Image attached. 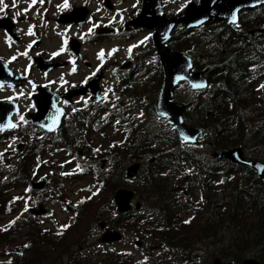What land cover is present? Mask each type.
I'll return each instance as SVG.
<instances>
[{
	"label": "trees",
	"instance_id": "obj_1",
	"mask_svg": "<svg viewBox=\"0 0 264 264\" xmlns=\"http://www.w3.org/2000/svg\"><path fill=\"white\" fill-rule=\"evenodd\" d=\"M240 38L241 36L238 34L235 43H225L226 52H220L219 60L208 61L209 51L196 52L197 56L201 53L203 55L202 58L208 64H213L214 66L210 75L214 89L209 91L206 98L199 95L193 100L191 108L186 112V116L198 124L207 125L211 123L212 129L216 131L213 136L216 148L237 143L245 144V140L233 138L231 134L246 138L249 133H252L254 137H259L264 142V100L259 104L256 103L254 79H250V71L247 68L253 58L248 54V43L241 42L245 38L241 40ZM175 45L186 49L182 43H175ZM208 111L211 112L210 115H207L206 112ZM147 115L146 123L152 122L150 120L152 116L150 110L147 111ZM223 122L227 124H223ZM79 131L78 126H73V130H65V135H62V137L72 139L73 133H79ZM160 136L159 132L145 136L143 144L131 146L130 149H126V153L132 154V152L149 150L152 154H156L154 143L160 139ZM69 139L64 141H68L71 147L77 146L74 141ZM104 154L112 158L111 151H105ZM183 155H185L184 151L176 148L173 150L168 147L156 160L148 162V165L145 164L146 169L144 171L146 174L143 176L142 186L141 188L138 186L135 188L146 204L148 202H161L156 209L155 217L152 220L148 218L150 226L149 228L147 225L144 227L143 231L145 234H149V231L153 234L165 235L191 234L195 232L194 235L210 236L219 232L222 233L224 227L229 226L230 233L226 238L228 246L222 248L223 256L239 259L244 255L253 254L264 261V177L261 178L257 173L248 169L244 181V174H242L232 178V180H228V184L222 191H214L215 185L213 179L210 180V177L213 172L218 171L220 166L215 167L213 163H206L197 180L207 199L205 213L199 217L198 223L192 222L190 225H178L174 215H171V213L173 206L175 204L179 206L181 201L173 196L165 195L170 192L167 175L163 176L160 173L163 170L170 172L174 170L179 158ZM257 156L264 159V149ZM116 159L117 157L112 160L113 164H110L111 170L107 171L103 168L97 170L101 180L106 182V189L113 183L111 180L115 175L113 174L115 167L118 169L125 167L130 161L127 160V155L118 160ZM99 163L100 161L98 160V166L100 165ZM25 170L21 171L24 176L18 180L23 183H27V180H29L28 171L25 173ZM6 174L9 175L8 172ZM123 181L122 179L120 183H123ZM236 186H239L238 191L243 197L234 198L232 192L228 193L229 188ZM2 194L3 192H0V207L5 204L4 198H1ZM132 221L134 222V220ZM106 260L108 264H123L118 252L110 254L108 252Z\"/></svg>",
	"mask_w": 264,
	"mask_h": 264
},
{
	"label": "rangeland",
	"instance_id": "obj_2",
	"mask_svg": "<svg viewBox=\"0 0 264 264\" xmlns=\"http://www.w3.org/2000/svg\"><path fill=\"white\" fill-rule=\"evenodd\" d=\"M3 1L8 2V0H3ZM24 1H25L24 3L27 6V8L30 9V12L32 11L31 16L38 17L39 13L42 12V16L46 18L45 20L43 18L40 19V21L43 22V25H37L38 27H40L39 35L43 37V39L46 41V42L44 41L43 44L41 45L42 48H48L50 50H53L56 47L57 49H60V50L66 49L68 45L67 42H68L69 36L81 34L82 32L81 29L70 28L65 25H58L56 24V21H55V16L58 10L63 11L64 8L66 7L65 5L68 6L69 3L71 4L72 0H24ZM89 1L92 4L93 11L96 12L95 14L98 16L99 19L101 17V14L97 11H102L104 13L108 10L109 23L111 24L122 21L121 18L123 14H122V11H120L121 9L131 10L133 7H136V5L139 2V0H122L120 3H118V6L112 10V9H107L106 6L98 0H89ZM188 1L190 0H165L167 9L172 12L178 11V9L184 6ZM10 3L11 1L8 4ZM38 3H39V8L37 10L34 8H31L32 4L36 5ZM146 32L147 31H143V30L139 31V33L135 36V38H133V40L130 42L125 41L119 35L110 36L103 45L90 43L89 40L86 41L85 50L88 54L89 59L93 62V64H95V59H96L95 54L97 53V48L99 49V51H101L102 49L107 51L109 54L110 64L114 63L112 70L108 77L109 90H111L112 88V85H111L112 80L118 75V73L116 72V68L120 65V63H117V62H119L121 58H123L124 60L131 58L135 51H138V50L144 51V49L147 47L148 43L146 40V37H147ZM29 33H31L32 35L31 37L34 36L33 31H29ZM65 38L67 39V41L65 40ZM24 48H25V45L22 46V48H20V43L18 42H14V41L9 42L6 39H0V51L7 52V54H10V52L12 51L11 55H15L16 58L19 57L20 59V61L16 62V65H18L19 68H23V69H25L24 66H27V69L31 73H33V76L27 78V81L23 89L14 90V93L23 92L28 97L30 95L33 84L42 82L41 81L42 73L39 72L37 69H35L32 65L30 67L27 65V63L31 59L32 52L24 53L22 55L23 51L21 49H24ZM14 68H15V65H14ZM83 69L85 71L87 70V67L84 64H83ZM66 71H69V69L62 70L59 72V74H63ZM54 74H56V72ZM49 75H52V74H49ZM0 89L3 90V88L1 87ZM2 93L4 92L0 90V95H3ZM109 94H110V91H109ZM24 103L27 104V102H24ZM24 109H25V112L20 114V116L18 117V122L21 125H24L28 129H30L29 128L30 124L27 121L28 119L26 115L27 108H24ZM21 117H23V119H21ZM19 139L20 137L17 136L14 140L11 139V142L10 141H8L7 143L0 142V161H5L8 158L10 159L13 156V153L10 154L9 151L13 150L14 153L16 152ZM52 150H59V148H53ZM60 152L61 153L59 152L54 153V155L56 154V156L58 157V159H55L54 161L55 165L58 166L56 170L47 171L46 168H43V169H45V172L57 173L58 174L57 176H59V178L61 179L63 176L62 175L63 173H75L76 168L75 166H72L73 164H70L68 162L66 156H64L65 155L64 152L63 151H60ZM15 154H17V152ZM48 157L51 158V156H48ZM70 180L71 179H65V183H68ZM80 185H84V184L75 183L69 186L71 189H74V188H78ZM23 189L24 187H19L18 191H23ZM99 200H100L99 198H95L93 202H98ZM61 213L62 215L66 214L63 211H61ZM58 214H59V211L57 207L55 206V204L52 203L51 215L46 217L45 220L48 223L54 222ZM9 218H10L9 215L8 216L0 215V222H2V224L0 225H3ZM38 221L42 222L43 219L41 217H38ZM58 226H63V225L58 224ZM73 231L74 230L72 229V227L68 230V236L70 235L68 239L58 240L57 237H51L48 245L45 244L44 246H41L40 244H38L40 249L35 251L33 254L27 251L26 256H25L26 259L25 261H22L21 264H35L39 262L40 260H43L42 264H67L68 257L72 252V245L75 243L77 239V235L73 233ZM97 231H99L98 228H97ZM128 239L129 241H126V242L115 243V246H117L118 248H124L123 243H125V246L126 245L129 247L132 246L131 245L132 241H134V239L136 238H134V236H128ZM97 240H98V233L93 232L89 237L85 238L83 241L93 242ZM104 248L107 249V246H104ZM102 250L103 249H101V251ZM132 250L136 252L135 247L132 248ZM0 251H2L1 247H0ZM41 252L43 253L41 254ZM94 253L95 252L93 250L86 249V250H82L81 253H78V254L75 253V255L78 259H82L81 255L82 256L88 255L89 258H96V257L98 258V255L96 256V254ZM1 254L2 253L0 252V256Z\"/></svg>",
	"mask_w": 264,
	"mask_h": 264
},
{
	"label": "water",
	"instance_id": "obj_3",
	"mask_svg": "<svg viewBox=\"0 0 264 264\" xmlns=\"http://www.w3.org/2000/svg\"><path fill=\"white\" fill-rule=\"evenodd\" d=\"M264 3V0H201L198 6L191 3L186 12L173 19L168 18L166 15H158L156 7L159 5L157 0H144L143 10L139 17L133 20L135 25H145L153 27L156 31L154 34V43L160 52V57L165 69V82L162 93L156 104L157 110L161 114L170 115L176 124L183 125L182 123V105L173 101L174 88L180 79L190 76V67L192 66L191 58L177 50H171L166 44L165 40L170 36L171 30L175 23L179 21L189 22V25H196L203 20L211 18H229L233 19L238 15L242 8L253 7L257 4ZM82 8V7H81ZM80 11V10H79ZM71 12L61 16L62 20L77 21L83 12ZM80 13V14H79ZM264 29V19L260 22ZM165 34V35H163ZM195 77L200 73L193 72ZM97 79L95 80L96 84ZM39 106V104H38ZM17 109L15 103H2L0 104V129L12 127V114ZM188 130H194L187 127ZM183 128L184 130L186 129ZM232 157V151L227 153ZM133 193L127 190H120L117 195V200L121 210L129 208V200ZM109 239L118 237L115 232H108L105 234ZM258 264V263H255Z\"/></svg>",
	"mask_w": 264,
	"mask_h": 264
},
{
	"label": "flooded vegetation",
	"instance_id": "obj_4",
	"mask_svg": "<svg viewBox=\"0 0 264 264\" xmlns=\"http://www.w3.org/2000/svg\"><path fill=\"white\" fill-rule=\"evenodd\" d=\"M23 3L24 2L21 0H15L14 3L10 6L5 1L0 0V19H3L6 17V19L8 20L7 22L11 23L10 27L14 28L17 32H19V29H23V30L30 29V22L33 21L32 23V25L34 26L33 30L35 33H39V29L37 28V25L35 24V22L42 18L45 20L46 18L42 16V12L39 13L38 17H34V18L27 17V10H26L27 7H24ZM33 8L37 10L39 8V3L36 5H33ZM55 19H56V16H55ZM25 20H28V22H25ZM1 23H2V20H0V31L6 34L5 30H6L7 24L4 21L2 24ZM126 30L130 31L129 29H126ZM102 35L103 34H99V30H98L96 37H100ZM42 54L44 55V53ZM87 64H89V62H87ZM75 65L78 66V64H75ZM96 69L97 67L91 66V71L95 72ZM50 87L56 88L53 85ZM103 89H104V84H103ZM102 92L104 93V91ZM84 98L85 100L83 102H86L87 100H89V95H85ZM3 100H8V98L3 99ZM75 104L77 105L76 102Z\"/></svg>",
	"mask_w": 264,
	"mask_h": 264
},
{
	"label": "snow or ice",
	"instance_id": "obj_5",
	"mask_svg": "<svg viewBox=\"0 0 264 264\" xmlns=\"http://www.w3.org/2000/svg\"><path fill=\"white\" fill-rule=\"evenodd\" d=\"M65 6H67V5H65ZM74 71H75V69H73ZM262 87H264V86H262ZM21 119H23V117H21Z\"/></svg>",
	"mask_w": 264,
	"mask_h": 264
}]
</instances>
